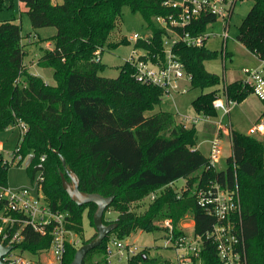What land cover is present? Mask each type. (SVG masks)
<instances>
[{"label": "trees", "instance_id": "1", "mask_svg": "<svg viewBox=\"0 0 264 264\" xmlns=\"http://www.w3.org/2000/svg\"><path fill=\"white\" fill-rule=\"evenodd\" d=\"M18 1L27 9L25 13L33 29H55L49 39L52 49L45 50L37 62L39 67L51 70L55 85L29 73L23 60L20 24L0 21V131L11 124L26 125L20 154L33 156L27 170L33 176V165L45 156L42 192L53 209L69 214L67 228L78 236L84 232V216L92 223L96 205H77L68 197L62 179L70 180L56 152L64 158L67 170L78 178L80 192L113 197L103 223H116V228L86 254L83 264H108L105 247L109 239L125 240L137 232L160 231L159 223L164 219H170L179 234L180 221L189 215L195 233L203 235L213 219L194 196L188 192L180 196V190L172 186L180 178L192 186L194 174L207 165V157L195 149V127H185L176 114L155 110L162 101L163 90L136 82L135 69L128 60L119 68L116 78L99 75L105 67L100 61L104 49L128 42L126 38L108 42L124 7L138 13L149 30L148 38L137 40L133 48L146 51L153 62L158 61L156 58L163 61L166 31L157 27L153 19L168 23L170 17H177L179 7L164 5L177 0ZM11 7L12 2L0 0V11ZM214 21V17L205 16L185 29L173 30L179 35L198 36ZM237 40L252 54L264 55V0H255L241 21ZM173 52L191 77L190 89L200 91L192 101L195 115H216L211 103L221 91L237 103L251 94L240 81L222 84L219 76L206 70L205 62L222 57V50L218 53L205 46L193 48L178 43ZM229 137L231 154L225 168L204 170L201 180L238 188L248 264H264V143L233 129ZM8 168L0 158V186H7ZM160 188L164 189L142 213L131 210L132 204ZM108 211L115 212L116 218L107 219ZM94 237L95 234L83 243ZM47 244L48 239L42 246ZM75 252L76 248L67 246L63 264H69ZM200 257L203 264H218L215 246L209 241H203ZM138 263L165 264L149 259L147 248L129 262Z\"/></svg>", "mask_w": 264, "mask_h": 264}, {"label": "built area", "instance_id": "2", "mask_svg": "<svg viewBox=\"0 0 264 264\" xmlns=\"http://www.w3.org/2000/svg\"><path fill=\"white\" fill-rule=\"evenodd\" d=\"M238 1L242 0H179L177 2L167 1L166 6L179 7L180 12L177 17H170L168 23L161 18L153 19V23H159L160 27L166 31L163 39V61H151L146 55V51L133 49V54L129 58L135 72L134 79L138 83L153 85L163 90L164 95L171 96L172 92L186 91L180 82L187 80L190 82V75L186 74L179 57L173 52L174 46L182 43L188 47L200 48L204 46L205 37L203 34L191 36L188 33L177 34L173 27L185 29L193 21L201 17L211 16L215 20L223 21L224 32L221 35L223 46L227 41V30L230 18ZM133 34L130 40H146ZM49 48V46H47ZM222 60H226V52L222 50ZM258 65L251 68L241 69V78L238 80L241 85L251 91V94L264 101V55H254ZM144 57L145 60L141 59ZM237 101L230 99L225 91L219 92L212 102L214 110L221 111L223 115L230 112L232 106ZM180 121L185 127H196L202 123L211 121L201 115H181ZM217 132L213 134L209 142L207 155V165L196 174V180L192 186L185 185L180 189V196L188 192L197 201V204L205 214L213 219L209 230L203 235H197L194 230V221L191 216L185 215L180 221L175 233V227L170 219L160 221V231L165 237V247L172 249L176 255L177 264H203L200 252L203 241H209L215 246L218 264H248L246 243L242 232L241 204L238 188L223 186L217 181H203L201 174L205 171H219L217 164L222 154V139L219 130L226 131L220 124L216 123ZM18 140L15 149L8 152V157L4 158L0 146V158L7 166L24 165L26 168L31 165L32 160L26 165L29 155L20 154L21 143L26 133L27 127L23 123H18ZM264 135V120H259L249 130V135ZM196 149V148H195ZM31 155V154H30ZM45 156H41L34 169L38 178L32 187L10 188L0 186V245L9 248L0 260L3 264H63L67 246L77 248L80 245L78 235L69 230V214L55 210L45 198L41 182L42 164ZM173 186V183H172ZM164 188L151 192L145 198L151 203L162 192ZM110 212H106L107 219ZM48 239L47 246H42ZM143 250L134 243L125 240L111 238L105 247V257L108 264L112 258L124 260L129 264ZM141 264V263H138Z\"/></svg>", "mask_w": 264, "mask_h": 264}, {"label": "rangeland", "instance_id": "3", "mask_svg": "<svg viewBox=\"0 0 264 264\" xmlns=\"http://www.w3.org/2000/svg\"><path fill=\"white\" fill-rule=\"evenodd\" d=\"M51 1L53 3L61 2V0ZM10 2H12L11 8H5L0 11V21L12 20L14 23L20 24L22 44L26 50V54L23 58L24 63L27 64L30 61L36 62L40 55H42L43 51L47 50V43L53 47V44L49 39L55 34V29L52 27L33 29L30 25L27 14L22 11L19 1L6 0V4ZM254 2L255 0H242L237 2L229 21L227 30L228 38L224 46L221 39V35L224 32V24L222 20L217 19L211 24H208L203 32V35L207 37L204 44L206 49L218 53H220L221 50H224L230 55L226 56V60H222V57H218L217 59L205 62L204 64L208 72L216 74L222 79V84L224 82L227 84L236 81L237 78L240 77L242 68H251L258 65V61L254 54L248 51L237 40L241 21L246 17ZM155 25L160 27L159 23H155ZM133 34L147 37L149 36V30H147L144 20L138 13H132L127 7H124L122 9L121 18L117 22L115 30L110 34L108 42L117 43L123 38H126L128 42L118 45L115 48L104 49V52L100 56V61L105 67L99 73L100 76L105 78L117 77L119 68L125 63V61L129 60L133 54L134 41L129 39ZM28 38H30L31 43H28ZM39 49H41V52H39ZM30 72L42 80L44 79L43 81H45L46 84L55 85L50 69L41 68L36 65L34 68H31ZM180 85L185 87L186 91L184 93L172 92V97L164 95L160 105L157 106L155 110L176 114L179 120L182 114L194 116L195 110L192 101L200 94V91L197 89H190V82L187 80L181 81ZM262 108H264L262 102L254 95L250 94L245 100L232 106L227 115H223L221 111L216 110V115L214 116L211 114L201 115L208 118L211 122L202 123L195 127L197 134V147L195 146V148L203 155L207 156L209 142L213 137V133L217 132V125L214 124L218 123L221 127L227 128L226 131H223L222 129L218 131L222 139V154L219 163L217 164V170L224 169L225 161L231 154V142L229 137L230 130L233 129L242 135H249V130L255 123H257L256 120L260 117ZM260 120H264V117H261ZM18 136V128L14 124H11L3 131H0V146L4 158L8 157V152L15 149ZM249 136L264 143V135L260 136V134L256 133ZM262 164H264V156H262ZM198 173L199 172H196L194 175ZM37 178V173L31 176V173L24 165H12L7 169L6 173V183L10 188L32 187ZM185 183L186 180L180 178L174 181L173 188L180 190ZM148 205V199L142 198L137 203L131 205V210L136 213H142ZM108 212H110V218H116L117 214L115 212ZM82 223L84 232L82 235L78 236L80 239V245H78L76 250L81 245L85 244L83 243L84 241L95 234L94 227L87 217L84 216ZM126 241L134 243L140 249L147 248L149 259H155L161 263L165 262V264H177L175 252L164 246L165 237L163 231L137 232L131 234ZM109 264H126V262L124 260L119 261L118 258L114 257L110 260Z\"/></svg>", "mask_w": 264, "mask_h": 264}, {"label": "water", "instance_id": "4", "mask_svg": "<svg viewBox=\"0 0 264 264\" xmlns=\"http://www.w3.org/2000/svg\"><path fill=\"white\" fill-rule=\"evenodd\" d=\"M59 155L62 167L65 170L66 175L68 176L70 182H67L64 178L62 179V188L68 195V197L75 202L77 205H84L93 203L96 205V210L92 216V223L95 230V237L92 238L89 242L81 245L75 252L72 261L69 264H83V259L86 254L98 247L103 240L116 228V223L104 224L103 216L106 208L113 201V197H103L97 193H84L80 192L78 189V178L76 175L68 171L66 168V163L64 158L60 155L59 152H56ZM33 156L29 155L26 160V165L30 163ZM9 248L2 247L0 245V258L7 252ZM0 264H3L0 260Z\"/></svg>", "mask_w": 264, "mask_h": 264}, {"label": "crops", "instance_id": "5", "mask_svg": "<svg viewBox=\"0 0 264 264\" xmlns=\"http://www.w3.org/2000/svg\"><path fill=\"white\" fill-rule=\"evenodd\" d=\"M20 3V2H19ZM20 6L22 7V11L23 12H26L27 11V9L25 8V6H24V4L23 3H20ZM37 40H39V39H37ZM28 43H31L30 42V38H28ZM24 46V45H23ZM47 46H49L50 48H48ZM46 49L47 50H51L52 49V47L50 46V44L49 43H47V45H46ZM24 51H25V54H26V50H25V47H24ZM39 52H41V49H39ZM44 52V51H43ZM41 56V55H40ZM40 58V57H39ZM38 58V59H39ZM38 59H37V61L35 62V61H30L29 63H24L25 65H26V67H27V69H28V71H29V73H31V74H33L32 72H30V70H31V68H34V66H36L37 65V62H38ZM38 66V65H37ZM36 73V72H35ZM39 73V72H38ZM33 75H35V74H33ZM241 78V74H240V77L239 78H237V80L236 81H238L239 79ZM44 80V79H43ZM45 82V81H44ZM46 83V82H45ZM262 112V111H261ZM260 120V117H258L257 118V120H256V122H258ZM215 125V124H214ZM214 134V133H213ZM261 136V135H260ZM197 147V146H196ZM207 157V156H206Z\"/></svg>", "mask_w": 264, "mask_h": 264}]
</instances>
